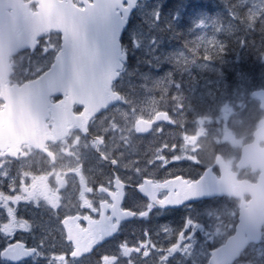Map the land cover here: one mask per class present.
<instances>
[{"label": "rangeland", "instance_id": "obj_1", "mask_svg": "<svg viewBox=\"0 0 264 264\" xmlns=\"http://www.w3.org/2000/svg\"><path fill=\"white\" fill-rule=\"evenodd\" d=\"M251 6V8H248V6ZM229 8H243V13L244 15H246L245 13L248 14L247 19L249 21H252L255 18H260L263 22H264V0H234L232 5H227ZM240 10H236L234 13L232 14H228L227 19H229V21L226 23H220L218 22L217 19L215 18H211V21L214 25L217 26L218 30H221V32H226L229 31V29L231 28V24H232V20H234L235 18H238L237 21V26L238 28H235V34H237L239 31L242 30V21L240 17H237V15L239 14ZM212 25L211 22L208 20L205 21H201L199 23H197V30L199 31V35L194 39L195 43H200L203 44L204 47H210L212 44L218 42L215 41V38L209 34H207V30L211 31L212 30ZM234 34V35H235ZM217 35V34H215ZM225 35H222L221 38H219V42L216 43L215 45H213L212 47L208 48L206 50V52L202 53L201 51V56L205 57L206 55L210 58L215 59L216 55L219 53L218 51L220 50L223 41L225 42ZM182 37L183 39H181L182 41H188L189 38V31H184L182 33ZM167 45L165 44L162 48L166 47ZM208 51V52H207ZM213 52L215 54H213ZM235 53V52H233ZM165 55L167 53H164ZM159 55L158 60L161 59V56H163V58H165V55ZM177 54V59L178 60H182L184 59L185 61H189L192 59V56L188 55L184 49H180V51H176ZM230 54H231V49H230ZM200 56V57H201ZM165 59H170L169 56H167V58ZM150 61L151 58H150ZM168 61V60H167ZM246 64H245V68L247 69L249 67V59L248 57H246ZM204 63H196L192 66H187L189 67L187 70H189L188 72H190L189 77H193V76H198V72L201 71V69H203ZM254 70H255V64H254ZM154 77H158V75L154 76ZM213 81L212 76L205 74V82L201 84V105L203 106L204 104V98L205 95L207 93L210 92L209 86L210 83ZM215 82H219L222 83V80L220 79H215ZM178 95H175L172 97V99L177 100ZM211 104L210 107L207 106L206 108H202L203 110L201 111V136H204L205 141L207 140V137H209L210 135H220L221 133V138L223 137H227L229 140L232 141V149L237 150V147L239 145H241L242 143H239L237 140H243L244 138L247 137L246 133H244L243 130V126L245 124V121H249L251 120V116L249 114H252L253 117H255L258 113V111H256V104L254 101L252 100H247L244 102L238 101L236 100V102H233L232 105H230L229 103H225L220 100L219 102H215V98L214 96H211L209 98ZM179 104L175 106V108H178ZM213 106H216L215 108H213ZM204 107V106H203ZM217 115V116H216ZM216 116V117H215ZM214 117V118H213ZM239 122L238 127H236L235 129L233 128L232 125H230V123H236ZM230 126L233 129L231 130L232 134L226 133V127ZM217 143L220 139V137L215 136ZM241 137V138H238ZM229 148V146H227ZM227 147L223 146L222 150H227ZM204 150L206 151L207 149L204 147ZM235 152H232L231 154V160H234V155ZM224 204L223 206L219 205L221 208L218 210L219 213L223 216L220 217L219 215H217L216 211H212L213 209H209L206 208L204 210L201 211V214L203 216V218L201 219V223H199V227L201 228V226L203 227V231L201 232V264L202 261H204L205 258H203V254L205 252V247L210 244V243H214L217 240L215 239V235L218 232H226L228 233L231 230V224L234 221V216L232 214V216L230 217V212L231 210L233 211V213L235 212V207H232L231 203H221ZM221 232V233H222ZM260 251L262 254H264V246H262L260 248ZM248 257L251 256V261L252 262H256V264H264V258L262 256H258L256 258L255 254L253 252H249V254L247 255ZM194 259H191L189 264H193Z\"/></svg>", "mask_w": 264, "mask_h": 264}, {"label": "water", "instance_id": "obj_2", "mask_svg": "<svg viewBox=\"0 0 264 264\" xmlns=\"http://www.w3.org/2000/svg\"><path fill=\"white\" fill-rule=\"evenodd\" d=\"M99 3L97 5V9L92 7L88 13L89 14H97L100 17V21L96 23L95 20L92 21V24H89V21L86 19V27L81 26V22L74 21V28L83 36L84 39H100L104 37L105 32L107 29L110 28L111 19L110 16L114 13V9L116 4H121L125 0H98ZM132 1V0H128ZM45 5H52L55 8L51 9H43L46 15H57L58 18H63L67 14L71 13L78 16V19H82L79 15V12H76L68 5L59 6L58 4L54 3L50 0L44 1ZM100 10V11H99ZM102 11V12H101ZM107 14V15H106ZM56 16V17H57ZM61 16V17H60ZM61 18V19H62ZM54 21H59L54 18ZM52 21V22H54ZM104 23V25H103ZM46 28H50L47 26ZM57 28V27H56ZM106 29V30H105ZM46 30V29H45ZM100 33V35H99ZM65 37L71 36V38L65 43L64 45V55L70 53L73 48L72 40L73 35L68 34L67 32L64 33ZM48 81V77L45 78ZM47 83L43 82L42 80L37 81L31 84L30 94H37L38 89L43 88L46 86ZM264 140V128L256 134L255 141L252 144H249L244 147L242 153V161L240 162L239 166L245 167L251 164L255 170L261 169L262 173L260 175L259 183L257 185H251L246 182H240V186L244 187V189L250 192L252 196V200L249 203V208L247 211H243L241 214V224L238 228V233L229 239L228 247H225L222 250V254H237L239 255L240 252L245 248V246L250 241H259L261 237V226L264 222V148L260 147V140ZM231 176L233 177L232 173L229 171ZM208 179V180H207ZM230 179L228 177L225 180ZM224 180V181H225ZM228 184L220 185V182H217L213 177L207 176L202 180L201 183V197L203 196H212V195H223L226 194L225 192H229ZM235 192V191H234ZM232 192V194L234 193ZM247 233L248 237L246 238L244 234ZM244 239H243V236ZM231 251L233 253H231ZM221 250L217 253V257L214 255L210 261L211 264H219ZM224 256V255H223ZM228 258V256L226 257Z\"/></svg>", "mask_w": 264, "mask_h": 264}, {"label": "trees", "instance_id": "obj_3", "mask_svg": "<svg viewBox=\"0 0 264 264\" xmlns=\"http://www.w3.org/2000/svg\"><path fill=\"white\" fill-rule=\"evenodd\" d=\"M183 0H166L164 2V5L162 7L163 12H166L167 10H171V11H179L182 10L185 6L184 3H182ZM191 6H194L193 4H195L196 6L193 7L194 11L198 10V8L201 6L203 7L204 5L206 7H208L209 9H211L212 11L217 10L216 5L214 4L213 0H191L189 1ZM192 3V4H191ZM261 34L258 32H254V34L250 35V42L253 43V48H257V44H258V40L256 41V39H253L254 37L260 36Z\"/></svg>", "mask_w": 264, "mask_h": 264}, {"label": "flooded vegetation", "instance_id": "obj_4", "mask_svg": "<svg viewBox=\"0 0 264 264\" xmlns=\"http://www.w3.org/2000/svg\"><path fill=\"white\" fill-rule=\"evenodd\" d=\"M197 170L199 171V169H197ZM179 173H181V172H179ZM173 175H174L173 173H172L171 175H168V177H167L166 179H168V178H170V177H174ZM163 178H164V177H162V176H158V175H157V176L154 177V180H155L156 182H159V181L163 180ZM166 195H167L166 192L161 193V198H164ZM105 199H106V197H105ZM156 210H157L158 213L170 212V211L161 210V209H156ZM166 218H168V217H166ZM131 239H132V240H136V235H133V236L131 237Z\"/></svg>", "mask_w": 264, "mask_h": 264}, {"label": "bare ground", "instance_id": "obj_5", "mask_svg": "<svg viewBox=\"0 0 264 264\" xmlns=\"http://www.w3.org/2000/svg\"><path fill=\"white\" fill-rule=\"evenodd\" d=\"M262 24H263V26H264V22L262 21ZM254 32H258V33H260L257 29H250V30H248L245 34H244V37L245 38H247V39H250V35L251 34H254ZM261 34V33H260ZM225 37V39H226V36H224ZM213 54H215L214 52H213Z\"/></svg>", "mask_w": 264, "mask_h": 264}]
</instances>
